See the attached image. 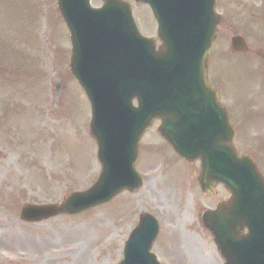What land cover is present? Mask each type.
<instances>
[{
  "label": "rangeland",
  "instance_id": "obj_1",
  "mask_svg": "<svg viewBox=\"0 0 264 264\" xmlns=\"http://www.w3.org/2000/svg\"><path fill=\"white\" fill-rule=\"evenodd\" d=\"M134 3L143 32H154L150 9ZM243 15L239 24L255 43V24L249 13ZM224 32L209 58L213 79L229 101L233 122L242 126L236 141L240 152L255 148L264 173V151L258 146H264V67L255 72V57L227 50L224 56ZM69 39L57 0H0V264H118L142 211L160 220L153 250L165 262L224 264L200 214L228 195L222 186L211 196L203 194L199 162L179 159L156 127L141 147V188L84 214L33 224L18 218L23 204L61 202L92 186L101 171L90 104L67 63Z\"/></svg>",
  "mask_w": 264,
  "mask_h": 264
},
{
  "label": "water",
  "instance_id": "obj_2",
  "mask_svg": "<svg viewBox=\"0 0 264 264\" xmlns=\"http://www.w3.org/2000/svg\"><path fill=\"white\" fill-rule=\"evenodd\" d=\"M178 1L182 5L184 2H187L185 0H163L164 6L166 5L165 8L163 7L164 12L167 13L168 8ZM163 3H152L154 10L157 13L158 17H160V19L163 15V12L158 11V9L162 8ZM106 4L110 7H115L112 6L114 4H116L118 8L121 7V2L119 0H106ZM215 4L216 0H212L210 9L212 11L214 21L212 23V32L210 35V40L208 37L210 22H203V15V25L200 31L201 42L200 46L198 47V49H201L202 51L201 55H203L202 58L199 59L198 70V76L201 82L203 83V88L201 87L199 88V90L201 92V96L211 99V106L207 104V107L205 109L189 107V109L182 108L181 110H163L164 112H160L158 113V115L161 114L163 116V133L174 145V147L182 154L183 157L189 158L191 160L197 157L202 158V172L200 176V181L205 192L211 193L212 189L215 187V184L219 181H224L232 192L231 198L226 202L220 203L216 210L205 212L203 214V220L205 224L209 228H211V230L215 234V240L218 243L221 252L227 258L226 264H250L249 260L251 259V257L253 256V258H255V248L257 247L258 242L264 240V225L261 226V224L259 223L263 220L261 213L264 211V178L262 174L258 171L256 165H254L250 157L246 155L239 156L237 154L232 144L233 138L235 136L233 126L229 120L227 112L218 102L217 92L213 90V87L209 85L207 81L204 60L205 55L212 48L213 37L216 33L215 28L218 20L216 14L214 13ZM88 5V0H59V9L66 22L68 23L69 27L71 28L72 37L75 44V49L73 51L72 57L73 69L75 70L76 74H78L81 78L83 77L86 79L85 83L87 85L92 87V81L89 80V75L82 66V63L86 61L88 57L89 51L86 49V52L82 54L84 51H82L80 46L84 44L86 39L94 40V38H96L94 37V34L96 32L94 21L102 19L96 18L95 15H101L102 12L94 14L92 11L89 10ZM122 6L127 7L128 11L130 10L129 6L123 4ZM113 10L114 9H108L106 11ZM173 12H176L177 16H179L180 5L171 8L170 15ZM130 17L131 15L129 12L128 15H126V19H128L129 21L125 25L127 27H132H130V31L127 37L129 45L127 46V54H129V56L137 54L133 52V50L136 49L139 52L137 55H140V58L141 56L143 57L141 46H143L144 41L139 38L138 35L136 36V29L134 27L133 22L130 21ZM160 22L162 24L163 20L161 19ZM109 29L111 30V28ZM166 44L167 49L166 51H164V55L159 56L160 59L157 58L158 53H156L154 50L152 51L153 55H151V59L149 56L147 57V67L149 68L152 66V64H154V67L157 66L158 68L163 70V78H169L172 73L176 70V68H173V62L171 59L174 54V45L172 43L170 44L168 39ZM144 47H146L145 44ZM113 50L116 51L117 47H115ZM137 55H135L134 57H137ZM194 64L197 65V63ZM188 67L189 65H183L180 66L179 69H188ZM129 74L131 76L132 81L139 79L138 73L136 74L134 73V71H131ZM155 85L157 91L154 89L152 93L154 96H156V98L167 96L172 97V94L167 91L166 87L163 85V82L155 83ZM137 88L139 87L131 85V87L128 89H131V91L133 92L136 91L139 93ZM87 90H89L90 94L95 95V90L93 88L89 87ZM210 93L212 94L216 106L222 112L216 109L210 96ZM194 96L198 97L197 95ZM159 108H165L163 106V102H160ZM212 110V115L214 116L215 124L213 125V130H211L209 134H206L208 132V130L206 129L204 131L205 133L202 132V138L199 137L197 141H195V139L191 140V137L189 135H182L181 131L188 127L194 129L195 126L200 124V120L204 121V123H201L202 125L207 126L208 123L205 122V120L203 119V115ZM156 115L157 114H153L151 119L148 120V123L145 127L149 125L151 120ZM94 122L95 123L93 125V134L99 139V156L104 166V171L102 173L100 181L94 186V188L90 189L87 192L72 194L70 198L63 204H27L23 207V218L28 220H40L42 218L53 216L59 212H82L96 204L110 199L117 192H119L125 187L136 188L141 185V181L139 179L136 180V176L133 171V165L136 159V149L138 143L137 140L136 144H134L133 146L132 151H129L127 153V156L132 154V157H134L132 163H127L126 161L127 171L129 173L127 181L119 180L116 184L117 188L112 194L111 191L107 189L106 178L113 169L112 164L108 158V144L110 143V141L108 134L106 132L103 133L100 130V121L94 120ZM166 124H171L169 129L173 131V134H166ZM222 124L224 127L223 131L221 129ZM209 135H211V137H208ZM103 136L105 139L103 138ZM131 176L132 178L130 180ZM125 183H127L128 185H125ZM130 183H135V185L130 186ZM150 218V216H142L141 224L133 232L132 238L126 246L127 259L122 264H134L135 262H137L133 257H131L130 261H127L129 257L128 249H130L132 246L135 247L138 245L139 241L141 240V235L145 233L146 224H149V221L151 220ZM153 221L155 222L154 219ZM248 224H251L252 232L250 233V235L248 234L247 236H241L239 234L240 230ZM255 227L259 230L260 237H257V235H255ZM154 235L155 237L157 236V234ZM153 240L151 241V243L147 240L145 244H139V249L143 250L151 258L150 259L146 255L148 259H142L140 264H159L156 263L155 257L150 254V248L152 246Z\"/></svg>",
  "mask_w": 264,
  "mask_h": 264
},
{
  "label": "flooded vegetation",
  "instance_id": "obj_3",
  "mask_svg": "<svg viewBox=\"0 0 264 264\" xmlns=\"http://www.w3.org/2000/svg\"><path fill=\"white\" fill-rule=\"evenodd\" d=\"M263 7L264 0H255V9H250V18L255 20V55L257 56H264ZM231 19V16L224 17V22L222 21V23L225 30H229Z\"/></svg>",
  "mask_w": 264,
  "mask_h": 264
},
{
  "label": "bare ground",
  "instance_id": "obj_4",
  "mask_svg": "<svg viewBox=\"0 0 264 264\" xmlns=\"http://www.w3.org/2000/svg\"><path fill=\"white\" fill-rule=\"evenodd\" d=\"M1 162H2V161L0 160V164H1ZM196 251H198V250H196ZM193 253H194V252H193ZM197 253H198V252H197ZM193 255H195V253H194ZM197 255H198V254H196V256H197Z\"/></svg>",
  "mask_w": 264,
  "mask_h": 264
}]
</instances>
